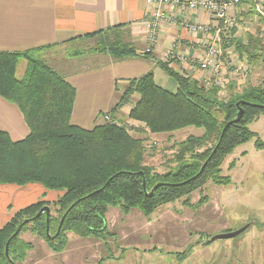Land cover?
I'll list each match as a JSON object with an SVG mask.
<instances>
[{
	"label": "trees",
	"instance_id": "trees-1",
	"mask_svg": "<svg viewBox=\"0 0 264 264\" xmlns=\"http://www.w3.org/2000/svg\"><path fill=\"white\" fill-rule=\"evenodd\" d=\"M232 45L241 58L264 64V49L256 34L242 38L235 30L225 47ZM41 49L0 52V95L20 108L30 129L28 136L18 141L0 130V184H39L63 194L56 201L39 199L19 209L0 228V264H18L25 259L33 247L20 239L27 230L57 252L65 248L69 233L106 240L113 236L106 219L109 207H120L124 213L138 209L150 216L167 204L189 197L209 180L217 185L231 184V177L222 174L225 158L253 138L259 148L264 147L258 134L249 127L252 120L264 113V85L248 86L241 95L230 93L224 99L220 97V87L206 86L176 71L168 62L158 61L159 67L176 81V91L159 85L154 72L149 71L129 80L120 103L102 114L109 119L86 129L71 122L75 86L40 58ZM110 51L118 58L151 54L139 52L122 39L115 40ZM21 60L27 61L22 78L17 76ZM135 93L139 98L134 101L129 117L144 123L148 133L172 136L190 126L204 129L201 136L190 135L175 143L172 161L176 166L165 172L147 164L145 140L130 134L122 125L125 121L115 117L118 107L128 103ZM240 107L242 118L227 126L236 119ZM208 158L205 169L197 175ZM157 184L160 186L150 195ZM73 203L76 204L67 212ZM56 204L58 215L51 208ZM44 206L51 208L49 223L44 212L11 238L25 219L36 216ZM190 250L180 254V258H185Z\"/></svg>",
	"mask_w": 264,
	"mask_h": 264
},
{
	"label": "crops",
	"instance_id": "crops-1",
	"mask_svg": "<svg viewBox=\"0 0 264 264\" xmlns=\"http://www.w3.org/2000/svg\"><path fill=\"white\" fill-rule=\"evenodd\" d=\"M163 8L170 15H174L175 22L163 23L151 54L125 58L110 56L104 63L79 67L63 73L66 80L76 88V99L71 115L73 124L92 129L101 123L102 114L115 105L118 98L117 87L127 85L133 78L153 71L158 83L157 76L163 75L161 73L163 69L157 62L166 60L165 55L174 44L180 50L189 51L192 59L185 64V68L178 62H168L169 65L186 76L208 84L210 73L200 69L197 63L203 51L197 45L199 36L189 31L183 24L206 23L209 22V16L200 11L179 7ZM156 9L157 5L148 3L147 0H0V52L43 48L39 55L44 56L45 51L59 43H78L83 39L93 38L94 36L89 34L100 31L102 33H98L96 37L102 35L109 41L128 38L126 42L133 44L139 52L145 51L149 46L147 22ZM246 17L255 16L250 11ZM67 56L70 58L72 53ZM20 63L23 76L27 61L21 60ZM168 83L166 78L158 84L168 88ZM126 108L123 118L130 119L131 107ZM116 117H120V114L117 113ZM0 130L7 132L14 141L22 140L30 133L20 108L1 95ZM62 194L61 190L49 191L39 184L28 186L0 184V228L19 209L38 199L54 201ZM219 208V204L212 207L208 203L200 205L196 202L186 204L176 201L146 216L138 209L124 213L120 207L111 206L107 210L106 219L113 236L104 240L69 233V240L63 250L53 252L48 249L50 254L47 264H56L57 261L61 264H103V260L104 264H108V261L116 258L118 253L120 258L124 251L126 253L132 250V247H137L146 254L150 252L151 256L158 253L155 251L158 244L169 245L170 249H177L178 244L185 247L193 239L191 234H206L205 218L214 215ZM226 227L222 230H228ZM27 240L33 246L28 254L32 250L35 251L38 245H46L43 239L32 234L28 235Z\"/></svg>",
	"mask_w": 264,
	"mask_h": 264
},
{
	"label": "rangeland",
	"instance_id": "rangeland-1",
	"mask_svg": "<svg viewBox=\"0 0 264 264\" xmlns=\"http://www.w3.org/2000/svg\"><path fill=\"white\" fill-rule=\"evenodd\" d=\"M252 13L255 16L254 18L246 17L241 22L242 29L238 32V37L243 38L249 34H256L260 39L259 20L254 12ZM126 39L128 38L123 40L126 42ZM114 41L113 39L109 41L108 38L98 35L97 37L83 39L78 43H59L54 48L45 51L46 54L44 56L41 55L40 58L60 75H64L63 73L70 72L79 67L104 63L110 56L117 57V55L110 51L111 44ZM229 41L225 40L224 44ZM128 43L130 42L128 41ZM261 47L264 49L262 42ZM227 50L239 56V60L249 66V72L242 81L229 78L226 86L220 88L221 98H228L230 93L241 95L248 86L264 85V64L261 61L251 63L246 58H241L236 47L233 45L227 48ZM70 53H72V56L69 58L67 54ZM197 60L198 66H200L199 59ZM163 62H167V60L164 59ZM171 62H178L185 68V64L189 63V59L183 63L177 60ZM22 70L23 68L20 63V68L18 67L17 69L18 77H23ZM161 73L163 75L158 74L157 76L158 83L163 82L167 78L169 81L167 89L176 91V81L164 70ZM128 84L129 81L127 82ZM127 85L124 84L117 87L118 98L115 100L113 108L120 103L121 94ZM205 85L209 87L214 86L212 81H209ZM138 98V94H133L128 103L121 104L118 107L116 114H120V117H115L117 119L121 118L119 119L121 121L125 120L122 125L128 128L130 134L145 140L144 143L147 146V164L152 165L160 173L165 172L169 168L176 166V163L172 161L175 151L172 148L175 146V143L183 141L190 135L201 136L204 133V129L190 126L176 131L172 136L168 134L148 133L144 123L130 117V119L123 118V113L127 110L126 107L132 108L134 101H137ZM104 119V115L101 116V122ZM249 127L258 134L260 141L264 143V113L252 120L249 123ZM255 140L256 138H253L242 144L225 158L222 165V174L231 177V184L217 185L209 180L201 189H197L189 197L177 200L186 204L187 202L185 201L188 199L189 204L193 202L200 205L208 203L212 207L220 205L219 210L214 215L211 217L207 216L208 219L205 218L206 234H191L190 236H193V239H191L190 244H186L185 247H180L178 244L176 245L177 249H170L169 245L158 244L155 250L158 253H155L153 256L150 255V252L146 254L143 250L132 247V250L128 252L125 253L124 251L123 256L120 258L118 257V253L116 258H111L108 261V264H150L151 262L153 264H264V147L259 148ZM208 146L210 147L211 144ZM203 150L204 148L199 151L202 152ZM233 162V167L230 169L229 166ZM200 200L204 201L199 203ZM51 208L53 214L58 215L59 206L56 204ZM248 223H252V225L236 237L206 243L209 237L238 230ZM224 227L228 230L223 231ZM29 234H32V232L29 230L24 231L20 239L23 242H29L27 240ZM199 240L201 241L199 242ZM45 244V246L38 245L36 250H32L21 264H47L50 254L48 249L50 247L47 242ZM190 248V253L185 258H180V254L188 252ZM106 250L108 252L107 247ZM52 251L55 252L54 250ZM56 264L61 263L57 261Z\"/></svg>",
	"mask_w": 264,
	"mask_h": 264
},
{
	"label": "built area",
	"instance_id": "built-area-1",
	"mask_svg": "<svg viewBox=\"0 0 264 264\" xmlns=\"http://www.w3.org/2000/svg\"><path fill=\"white\" fill-rule=\"evenodd\" d=\"M155 3L157 9L147 22L148 48L145 52H151L165 22H175L174 15H170L164 6L179 7L181 9L196 10L207 14L209 22H185L183 25L195 35L199 36L197 45L202 48L200 57V69L210 73V81L215 86L224 88L229 78L242 81L249 72V66L239 60L234 52L225 47V40L232 38V32L241 31L243 20L248 12L252 11L259 20L260 40L264 44V0H147ZM175 44L166 54L167 62L173 60L183 63L191 60V54L187 50L177 49ZM231 71V72H230ZM209 83V82H208ZM109 119L108 115L104 116Z\"/></svg>",
	"mask_w": 264,
	"mask_h": 264
},
{
	"label": "water",
	"instance_id": "water-1",
	"mask_svg": "<svg viewBox=\"0 0 264 264\" xmlns=\"http://www.w3.org/2000/svg\"><path fill=\"white\" fill-rule=\"evenodd\" d=\"M237 106H239V103H237ZM242 116H243V109L240 107L239 110H238V114H237L236 119L230 121V122L227 124V126H228V125H231V124H233V123L238 122V121L242 118ZM227 126L224 128L223 133L225 132ZM210 158H211V157H210ZM210 158H208V160L203 164V166H202L200 172H199L197 175H199V174H201V173L203 172V170L205 169V167H206V165H207V163H208V161H209ZM159 186H160V184L155 185V186L153 187V189L149 192V194H150V195H153L154 192L156 191V189H157ZM144 188H146L145 183H144ZM101 189H102V188H101ZM98 191H100V189H99ZM147 193H148V192H147ZM75 204H76V203H73V204L70 206V208L67 210V212H68L72 207H74ZM44 212H45L46 215H47V222L49 223V218H50V215H51V208H50V206H44V207H43V208H42V209L36 214V216H34V217H32V218L25 219V220H24V221L18 226L17 230H16L15 233L11 236V238H13L14 236L18 235V234L20 233V231H21V228H22L25 224L31 222L33 219H36L37 217H39V216H40L42 213H44ZM67 212L64 214V216L62 217V219H61V221H60L59 229H58V232L56 233V235L59 233V231H60V229H61V226H62V224H63V221H64V219H65V216H66ZM251 225H252V223H248V224H246L245 226H243L242 228H240V229H238V230H235V231H229V232H225V233H220V234L214 235L213 237H209L208 239H209V241H212V242H213V241H215V240H219V239L233 238V237H236V236L240 235L241 233L245 232V231H246ZM48 234L50 235L49 232H48ZM56 235H55V236H51V237H52V238H55ZM9 242H10V239L8 240L7 245H6V254H7V256H9ZM10 260H11V259H10ZM11 261H12V260H11ZM14 264H17V263H14Z\"/></svg>",
	"mask_w": 264,
	"mask_h": 264
}]
</instances>
